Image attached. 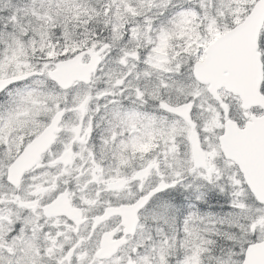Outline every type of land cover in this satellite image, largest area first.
I'll use <instances>...</instances> for the list:
<instances>
[{
	"label": "snow or ice",
	"instance_id": "6c2138e0",
	"mask_svg": "<svg viewBox=\"0 0 264 264\" xmlns=\"http://www.w3.org/2000/svg\"><path fill=\"white\" fill-rule=\"evenodd\" d=\"M0 264H264V0H0Z\"/></svg>",
	"mask_w": 264,
	"mask_h": 264
}]
</instances>
